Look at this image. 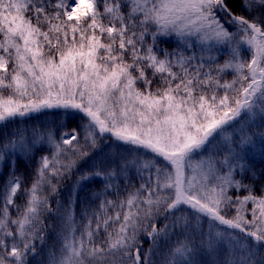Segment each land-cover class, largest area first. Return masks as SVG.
<instances>
[{
	"label": "snow or ice",
	"instance_id": "6c2138e0",
	"mask_svg": "<svg viewBox=\"0 0 264 264\" xmlns=\"http://www.w3.org/2000/svg\"><path fill=\"white\" fill-rule=\"evenodd\" d=\"M230 2L0 0V264H264V0Z\"/></svg>",
	"mask_w": 264,
	"mask_h": 264
},
{
	"label": "trees",
	"instance_id": "16d2710c",
	"mask_svg": "<svg viewBox=\"0 0 264 264\" xmlns=\"http://www.w3.org/2000/svg\"><path fill=\"white\" fill-rule=\"evenodd\" d=\"M229 7L232 8V5L229 4ZM232 10L234 11L233 8H232ZM177 43H178V41L175 39V37H171V38H169V37H162V38H161L160 46H161L162 48H166V49H168L169 51H171L174 47H176ZM190 50H191V49H189V52H190ZM213 54H216V53L213 52ZM243 55H244L245 57H247V56H248V53H247V52H244ZM225 59H227V56H226V55H223V54L217 55V60H218L219 63H223ZM225 78H226V79H231V76L228 75V76H226ZM28 123L31 124L32 122H31V121H28ZM21 126H22V125H21ZM12 127H13V124H12V123H9V124H8V128L11 129ZM22 127H23V126H22ZM113 150H114V149H113ZM45 151H46V150H45ZM41 154H43V152H41V153H37V155H41ZM262 167H264V166H262ZM34 168H35V160H33L32 163L29 164V165H27V166L25 165V163H24L23 161H20V162L18 163V169H17V171H18V172H22V173L24 174V177H25V181H24V185H23L24 187H27L28 184L30 183V181H31V177H32V170H33ZM6 171H7V169H5V172H6ZM261 182H264V180H262V181H258V182H257V187H256V194H257V195H259V193H260V187H259V184H260ZM97 187H98V186H97ZM83 195H84V194L81 193V196H83ZM241 195H243V193H241ZM23 200H24V196H23V195H20V196L17 198V203H21ZM77 212H79V208H77ZM12 215L15 216L16 213L13 212ZM53 243H54V239H53V237H52V236H49L48 241H47V243L45 244V249H47L48 246H50V245L53 244ZM38 251H39V249H38ZM42 258H44V252H43V251L40 252V257H39L38 259H42Z\"/></svg>",
	"mask_w": 264,
	"mask_h": 264
},
{
	"label": "rangeland",
	"instance_id": "374dc122",
	"mask_svg": "<svg viewBox=\"0 0 264 264\" xmlns=\"http://www.w3.org/2000/svg\"><path fill=\"white\" fill-rule=\"evenodd\" d=\"M229 4L232 5V8L234 9V12L236 14H238V15H247V13L244 12L240 8L238 3L237 4H233L229 0ZM181 47H183V45H181ZM191 51L192 50H190V52ZM195 52H196V54H200V48L197 47L195 49ZM41 119L42 120H52V119H54V117L47 116V117H41ZM31 122L33 123V121H31ZM79 122H80L79 115L76 114V113H70L69 114V118L67 119V122H66V129L70 130V129L74 128V127H77ZM59 131H61V129L58 128L57 129V134H59ZM248 156L255 162L257 170H259L262 166H264V157H262V155H261V149H260L258 144L252 148V150L248 153ZM248 207L250 208V207H252V205L249 204Z\"/></svg>",
	"mask_w": 264,
	"mask_h": 264
}]
</instances>
